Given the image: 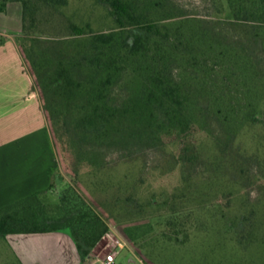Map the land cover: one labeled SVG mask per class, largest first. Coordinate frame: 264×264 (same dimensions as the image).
I'll list each match as a JSON object with an SVG mask.
<instances>
[{"label": "trees", "instance_id": "16d2710c", "mask_svg": "<svg viewBox=\"0 0 264 264\" xmlns=\"http://www.w3.org/2000/svg\"><path fill=\"white\" fill-rule=\"evenodd\" d=\"M99 1L115 24L106 31L64 17L68 0H0L1 12L23 6L17 40L46 96L60 166L95 199L70 185L50 216L42 197L53 183L0 208V237L63 231L86 261L117 212L148 220L140 246L157 264H264V0H208L214 19L176 0ZM54 14L67 33L30 32ZM246 136L262 149L249 151ZM137 148L149 170L118 175L108 155ZM148 151L166 161L147 167ZM178 169V185L148 189L156 171ZM115 192L129 204L120 196L111 208ZM154 220L162 231L148 233Z\"/></svg>", "mask_w": 264, "mask_h": 264}, {"label": "crops", "instance_id": "0c3cea01", "mask_svg": "<svg viewBox=\"0 0 264 264\" xmlns=\"http://www.w3.org/2000/svg\"><path fill=\"white\" fill-rule=\"evenodd\" d=\"M23 31V6L10 2L0 11V208L55 181L58 156L48 117L18 44ZM109 236V234H108ZM5 240L21 264H103L98 246L83 261L72 237L63 231L13 233ZM127 264H148L133 248L120 249Z\"/></svg>", "mask_w": 264, "mask_h": 264}, {"label": "rangeland", "instance_id": "374dc122", "mask_svg": "<svg viewBox=\"0 0 264 264\" xmlns=\"http://www.w3.org/2000/svg\"><path fill=\"white\" fill-rule=\"evenodd\" d=\"M176 2L180 4L185 9V11L190 15H196L197 17H202L205 19H214L213 17L216 16V14H214L213 5L208 0H176ZM62 13L64 17L71 19L79 23L80 25L85 26L90 24L97 31H106L115 26L113 18L110 15L109 9L99 0H68V4L62 8ZM62 17L63 16H58L57 14H54L48 17L49 20H47L42 15V24H38V26H34L30 32L34 36L39 37L41 39H51V40L59 39L57 36H62L63 34L68 32L66 26L62 23L63 21ZM221 17L229 18L230 16L228 15V13H225ZM20 39L23 40L22 36ZM24 59L29 72L33 76L36 89L39 93V97L42 103L45 104L46 96L44 93L40 91V88L36 81V76L31 69L30 63L27 61L25 57ZM49 121L50 118L48 116V122ZM49 128L51 131V136L54 141L55 140L54 127L51 121L49 122ZM206 136L207 134L204 132L203 134L200 135L198 139L204 140L207 138ZM251 137L248 138L246 136L242 140V145L246 146V148L251 152L254 151L256 152L259 147L260 149H262V144L259 143L257 139H253ZM126 154L129 156V158H124ZM146 154H148L147 159L149 162V163L147 162L146 164L147 167L151 168L157 160H158L157 163H159L160 161L161 164H163L166 161V158L161 156L159 160L158 155L154 154L151 151H148ZM57 156H58V162H57V169L55 171L56 174H55V181L53 188L49 192L45 193L44 197H42V201L48 206V209H46L47 210L46 214L50 216L55 214L56 207L57 205H59L61 197L66 193V189L70 185L74 186L80 192V194L83 195L86 199H89V201L91 202L95 201V199L91 196L89 189H87L85 186L80 187L79 185H77L76 182L73 180V175L70 172H67L66 170L61 168L58 153ZM108 160L113 164L119 162L118 170H116V173L118 175H124V173H126L127 170L131 169L132 171H134L133 173H135L136 176L140 177L141 169L143 170L145 169L144 166H141V149L138 148L126 152L125 151L111 152L108 155ZM145 170L148 171L149 169H145ZM137 183L138 185L141 184L139 183V180H137ZM179 183H180L179 169L171 172V174H165V175H160L159 172L156 171L154 178H152V180L148 184L150 186L148 187V189L158 190V191H161V189L163 188L172 189ZM115 194L116 195H112L111 201L108 202L111 208L112 206L115 208L121 207V205L123 204L120 203L123 202L125 203V205L128 203L125 201L128 194L121 195L120 192L119 193L115 192ZM250 194L251 197L253 198L256 197L257 190L255 187L250 189ZM120 196L123 198L118 204L117 202H115V199ZM159 199L161 198L159 197ZM103 210L106 211L105 209ZM113 213H114L113 215H110V213L108 212L106 213V216L108 217L110 222V231L108 233L109 236L107 234L104 240L102 241V243L99 245L98 247L99 253L102 254L103 256L107 255L108 253L116 249L118 243L121 242L124 245V247L121 249L130 246L131 248H133L135 252L138 253V255L142 259H144L145 261L147 260L150 264H157L145 256L140 246L141 224L146 223L148 220L143 221L140 215L133 217L132 220L134 221H131L130 218H127L125 215L120 216L118 215L117 212H113ZM118 221L122 223H119ZM158 231H162V228L159 227L157 225L156 220H154L153 230L151 231L149 230L148 233L158 232ZM129 234H132L135 239L132 240ZM153 234L154 233H152V235ZM190 250L191 249L188 248V250L186 251L189 252ZM192 250H194V248ZM125 254L126 252L123 253L119 258V262L121 264H127V260L125 259ZM0 264H21V262L15 256L14 252L12 251L11 247L9 246V244L7 243L4 237H0Z\"/></svg>", "mask_w": 264, "mask_h": 264}, {"label": "built area", "instance_id": "2783aa9c", "mask_svg": "<svg viewBox=\"0 0 264 264\" xmlns=\"http://www.w3.org/2000/svg\"><path fill=\"white\" fill-rule=\"evenodd\" d=\"M124 245L119 242L118 246L116 249L108 253L104 258H103V264H117V255L119 253V250L123 248Z\"/></svg>", "mask_w": 264, "mask_h": 264}]
</instances>
